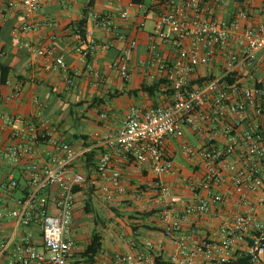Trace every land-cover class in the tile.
Instances as JSON below:
<instances>
[{
	"label": "built area",
	"instance_id": "2783aa9c",
	"mask_svg": "<svg viewBox=\"0 0 264 264\" xmlns=\"http://www.w3.org/2000/svg\"><path fill=\"white\" fill-rule=\"evenodd\" d=\"M39 2L7 0L6 5L29 15ZM223 2L142 0L136 4L143 19L154 13L147 56L139 62L152 82L170 91L167 104L130 106L119 127L81 139L77 145L54 135L37 98L33 114L0 118V166L13 163L20 168L18 176L0 173V207L7 209L16 225L30 228L16 241L13 236L0 241V256L11 246L12 264H86L71 230L73 188L86 183L109 203L148 195L157 213L155 229L171 245L167 250L161 242L145 239L130 250L100 248L98 264H158V260L233 264L232 259L243 255L250 264H264V84L243 86L237 80V72L252 65L256 52L264 50V2L257 8L263 21L256 27L240 24L248 17L241 6L229 21L215 18V8ZM132 7L128 3L119 8V18L130 20ZM88 17L115 40L125 39L109 13L92 12ZM142 26V21L137 23ZM233 34L238 49L229 42ZM159 43L172 52L162 56ZM135 45L129 37L111 62L123 80L130 78ZM217 60L220 69L212 73L209 68ZM54 62L65 66L61 58ZM198 67L205 72L198 75ZM71 77V72L66 74L68 83L73 82ZM17 95L14 90L10 97ZM106 115L100 113L102 118ZM186 128L201 137L199 146L185 141ZM173 139L180 141L181 156L195 165L187 177L180 174L166 147ZM124 159L150 175L130 192L121 178L119 161ZM162 175L179 176L193 198L176 197ZM228 203L232 206L226 208V215L216 214ZM208 213L214 214L213 234L199 237L197 221ZM187 222L191 224L183 229Z\"/></svg>",
	"mask_w": 264,
	"mask_h": 264
},
{
	"label": "crops",
	"instance_id": "0c3cea01",
	"mask_svg": "<svg viewBox=\"0 0 264 264\" xmlns=\"http://www.w3.org/2000/svg\"><path fill=\"white\" fill-rule=\"evenodd\" d=\"M6 1L0 0V65L7 69L3 80L0 70V118L9 115L33 114L36 111L33 99L37 98L42 103V116L53 125L54 135L70 144L77 145L84 138L80 136L75 138V135H86V138L98 137L119 127L130 106L165 105L170 101V91L163 89L160 83L157 85L159 91L153 94L140 90L141 86L154 84L139 62L146 58L148 50L147 35L150 30L144 28L145 20L150 19L153 23L154 13L143 19L142 15L140 16L141 9H137V3L131 0H40L36 10L29 15H24L18 8L7 7ZM263 2L264 0H248V4H243L242 0H224L215 8L214 17L229 21L233 18L236 9L241 6L248 10V17L241 19L240 24L244 27H256L263 21V17L257 13V8ZM128 3L133 4L132 17L124 21L119 18L118 10ZM92 12L109 13L117 28L124 33L125 39L115 40L109 32L94 26L92 18L88 17L85 24V37L80 41L73 22L81 18L83 14L86 17ZM140 21L143 22L141 28L137 27ZM22 26L26 28L22 29ZM87 30H91V33L88 34ZM129 37L136 40V45L131 51L129 61L130 78L123 80L111 66V62L120 49L127 44ZM90 40L93 41L92 46ZM229 42L234 49H238L234 34L229 36ZM102 44H107V47L101 48ZM158 50L162 56L172 52L168 45L160 43ZM56 58L63 60L64 68L55 65ZM220 66L221 60H217L209 70L217 73ZM70 72L72 83L66 81V74ZM204 72L203 67L197 68L198 75ZM237 77L238 82L243 86L253 83L264 84V50L257 51L252 65L243 66L237 72ZM14 90L18 91L17 97H10ZM64 108L76 124L88 128L87 133L69 132L68 136L73 140L65 139L66 130L64 129V132L59 130L60 126L64 125L62 116ZM102 112L107 113L105 118L100 117ZM186 131L199 141V145L201 144V137L189 128L184 130L185 141L191 144L186 138ZM179 142L173 139L166 145L172 160L175 155V145L178 146V153L181 156ZM102 149L106 148L103 146ZM125 161L127 160L119 161L121 178L130 192L134 186H140L150 179V175L147 173L141 175L136 165L123 163ZM185 161L186 166L173 162L179 168L180 174L187 177L192 174L195 165L186 159ZM7 172H11L14 176L15 173L19 175V164L6 163L0 166V173ZM160 178L172 187L176 197L179 196L185 200L193 198L187 186L179 180V176L162 175ZM98 197L102 202L109 203L99 195ZM111 204L121 205V207L126 205L124 209L128 212L123 213L122 218L114 217L113 224L109 227L108 225L100 229L97 227L102 235L101 248L106 251L130 250L139 248L145 239H151L161 242L164 248L171 250L170 243L156 229L145 228L138 224L147 223L157 227V213L152 209L153 201L148 195L144 194L139 199ZM231 206V203L226 204L223 209L217 210L216 214L226 215V208L229 209ZM148 210H152V213L144 216L141 221L139 217L143 215L138 212ZM79 212V210L75 212V217ZM128 215L138 218H130ZM117 222L126 226L123 229L121 226L113 227ZM214 222L213 213H208L197 221L198 236H211ZM137 224L139 226L132 230L131 226ZM190 224V222L185 223L183 229ZM27 230L30 228L16 225L7 209L0 207V241L10 236H13V240L16 241ZM71 230L78 250H82L90 230L83 236L79 234L76 226ZM11 248L10 246L0 256V264L14 262L15 256ZM95 264H98L97 260Z\"/></svg>",
	"mask_w": 264,
	"mask_h": 264
},
{
	"label": "trees",
	"instance_id": "16d2710c",
	"mask_svg": "<svg viewBox=\"0 0 264 264\" xmlns=\"http://www.w3.org/2000/svg\"><path fill=\"white\" fill-rule=\"evenodd\" d=\"M133 3H138L142 0H131ZM85 24H86V19H85V14L82 15L81 18L75 20L73 22V25H75V29L77 31V36L79 38V40H83L85 37ZM0 70H1V74H2V80L5 77V73L7 72V69L3 66L0 65ZM258 84V83H257ZM158 84L154 83L153 85H149V86H141L140 90L147 93V94H153L154 92H158ZM136 92V91H134ZM81 137V138H86V135H75V138L77 137ZM90 160V155H87V161ZM125 164L128 163H132L133 165H135V163L132 160H127L125 162H123ZM88 165V163H87ZM121 167V166H120ZM139 173L141 175H145L146 172L143 170H139ZM73 192H74V209H73V217H72V222L75 219V212H77V210H83L85 213H91L93 212L94 214V219H93V226L92 229L89 232L88 237L86 238V242L84 245V248L79 252L80 255L84 258V262L86 264H94L97 253L99 251V249L101 248V243H102V235L101 232L98 231V229L96 228V224L98 222H102V219L96 214V210H95V195L97 196V194L95 193L94 189L91 188L90 186H88L86 183L79 185V186H75L73 188ZM106 209L111 212L114 213L116 217L118 218H122L123 216V211H119V208L116 205L113 204H109L106 203ZM140 213L141 217H139V219L141 221H143L144 216H148L149 214L152 213V210H148V211H143V212H138ZM128 217L130 218H138V217H134L131 215H128ZM138 219V220H139ZM140 226H143L145 228H150V229H155L156 227L150 226L147 223H138ZM132 225L131 228L132 230H135L139 225ZM158 264H168V263H162L161 261H157ZM232 263L233 264H250L249 263V257L248 256H240L237 257L235 259H232Z\"/></svg>",
	"mask_w": 264,
	"mask_h": 264
},
{
	"label": "rangeland",
	"instance_id": "374dc122",
	"mask_svg": "<svg viewBox=\"0 0 264 264\" xmlns=\"http://www.w3.org/2000/svg\"><path fill=\"white\" fill-rule=\"evenodd\" d=\"M142 15V10H140V16ZM151 20L150 19H146L145 20V25H144V28L146 30H151ZM62 116L64 117V125L63 126H60V131L63 130L64 132V129L66 130V134H65V139L68 141V140H73L72 137L68 136L69 135V132H75V133H80V132H88V128L87 127H84L83 125H78L76 124V122L74 121V119L71 118L70 114H68V112L66 111V109L64 108L63 109V112H62ZM186 138L188 141L191 142V144L193 146H198L199 145V141L196 140L194 138V136L186 131ZM173 161L177 164H181V165H184L186 166L187 163L185 161V159H183L179 153H178V146L175 145V155H174V158H173ZM18 173H15V176H17ZM168 183V182H167ZM18 195V193H17ZM99 203L101 205H99ZM106 203L102 202L101 199H99L98 195L96 196L95 195V210L97 211L96 214L102 219V222H98L96 225V228L99 227L100 228H105V226L109 227V225L113 224V218L116 217L114 213H111L109 212L107 209H106ZM126 205H124V207H121V205H117V207L119 208V211H123V213H126L128 212L127 209H124ZM123 209V210H121ZM108 215V216H107ZM93 219H94V214L93 212L91 213H85L83 210H80L79 214L77 215V217H75V219L73 220L72 222V226H71V229L76 226V229L77 231L79 232V234H81L82 236L83 235H87L89 230L92 229V227H94L93 225ZM101 225H104L103 227ZM114 226H121L122 229L126 226V225H122L121 223L117 222L116 225H113ZM145 236H147V234H144ZM81 236V237H82ZM113 246V245H112ZM115 248V247H113Z\"/></svg>",
	"mask_w": 264,
	"mask_h": 264
}]
</instances>
